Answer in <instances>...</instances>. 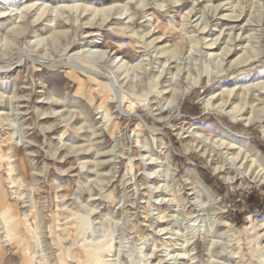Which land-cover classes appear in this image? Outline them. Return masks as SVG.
Instances as JSON below:
<instances>
[{
    "label": "clouds",
    "instance_id": "1",
    "mask_svg": "<svg viewBox=\"0 0 264 264\" xmlns=\"http://www.w3.org/2000/svg\"><path fill=\"white\" fill-rule=\"evenodd\" d=\"M251 60L264 0H0V264H264Z\"/></svg>",
    "mask_w": 264,
    "mask_h": 264
},
{
    "label": "rangeland",
    "instance_id": "2",
    "mask_svg": "<svg viewBox=\"0 0 264 264\" xmlns=\"http://www.w3.org/2000/svg\"><path fill=\"white\" fill-rule=\"evenodd\" d=\"M212 3L218 4L221 3L222 0H211ZM185 9V12L189 11L191 8V4H185L181 5ZM198 7H203V4L198 5ZM222 11V12H221ZM219 13L218 16H223L225 14V9H222ZM199 13H197L198 15ZM195 18V17H193ZM214 24H216V21H213ZM230 21H225V20H220L219 25L224 26L228 25ZM153 35H160V33H153ZM208 39H215L217 35H219V30L214 31L211 27L209 30L205 33L202 34ZM166 42H168L169 38L165 37ZM239 43V42H238ZM163 44V43H161ZM223 45V38L221 40V44H217L215 48L211 49V51L218 52L220 51L221 47ZM244 53L241 49L239 48H233L232 54L227 57L229 61L237 60L239 59L240 56H243ZM253 61V60H251ZM253 65H258V67H253ZM241 68H246L248 71L246 72H240L237 75L234 76H229L227 78H221L218 80L216 83L211 85L210 87L205 89V94L207 95H215L218 92H222L224 90H229L231 91L232 89H235V92L233 93L232 96L228 97L229 101V107H231L234 104L239 103L240 100V94L242 93V90L245 88H252L253 85H262L264 83V63H261L259 61H253L245 65L244 67L241 65ZM264 97V94H260L258 88H252V91L249 92L248 94V103L251 104L254 102L256 96ZM219 99V97H218ZM251 114L250 109H246L242 115L247 116ZM5 151L7 150L6 148L4 149Z\"/></svg>",
    "mask_w": 264,
    "mask_h": 264
},
{
    "label": "bare ground",
    "instance_id": "3",
    "mask_svg": "<svg viewBox=\"0 0 264 264\" xmlns=\"http://www.w3.org/2000/svg\"><path fill=\"white\" fill-rule=\"evenodd\" d=\"M221 10H222V9H221ZM221 10H220V11H221ZM221 12H222V11H221ZM165 42H166V39L163 40V41H161L160 43H165ZM231 54H232V52H231ZM231 54H230V55H231ZM242 57H243V56H240L239 59H241ZM239 59H237V60H239ZM253 61H254V60H253ZM253 61H250V62H253ZM250 62H249V64H250ZM241 65L244 67V66L247 65V64H241ZM263 84H264V83H263ZM260 94H264V93H260Z\"/></svg>",
    "mask_w": 264,
    "mask_h": 264
}]
</instances>
